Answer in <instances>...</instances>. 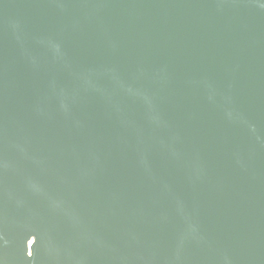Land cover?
Returning a JSON list of instances; mask_svg holds the SVG:
<instances>
[{"label": "water", "instance_id": "95a60500", "mask_svg": "<svg viewBox=\"0 0 264 264\" xmlns=\"http://www.w3.org/2000/svg\"><path fill=\"white\" fill-rule=\"evenodd\" d=\"M0 264H264V0H0Z\"/></svg>", "mask_w": 264, "mask_h": 264}]
</instances>
